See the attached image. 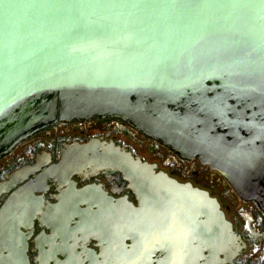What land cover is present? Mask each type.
Returning <instances> with one entry per match:
<instances>
[{
	"label": "water",
	"instance_id": "1",
	"mask_svg": "<svg viewBox=\"0 0 264 264\" xmlns=\"http://www.w3.org/2000/svg\"><path fill=\"white\" fill-rule=\"evenodd\" d=\"M104 121L264 215V0H0V161ZM56 169L126 182L136 204L109 213L129 249L117 264H236L247 249L216 196L123 143H74Z\"/></svg>",
	"mask_w": 264,
	"mask_h": 264
},
{
	"label": "flooded vegetation",
	"instance_id": "2",
	"mask_svg": "<svg viewBox=\"0 0 264 264\" xmlns=\"http://www.w3.org/2000/svg\"><path fill=\"white\" fill-rule=\"evenodd\" d=\"M127 129L113 121L58 125L0 161V264H117L116 255L129 250L118 248L125 235L109 214L112 208L136 204L121 175L68 178L56 169L62 150L97 137L123 143L145 161L216 196L247 244L236 264H264V215L257 206L242 202L199 163L176 165L168 150L147 148L149 140Z\"/></svg>",
	"mask_w": 264,
	"mask_h": 264
},
{
	"label": "rangeland",
	"instance_id": "3",
	"mask_svg": "<svg viewBox=\"0 0 264 264\" xmlns=\"http://www.w3.org/2000/svg\"><path fill=\"white\" fill-rule=\"evenodd\" d=\"M261 253L263 252V247H262V249H261V251H260Z\"/></svg>",
	"mask_w": 264,
	"mask_h": 264
}]
</instances>
